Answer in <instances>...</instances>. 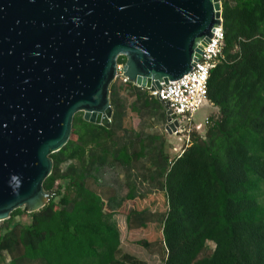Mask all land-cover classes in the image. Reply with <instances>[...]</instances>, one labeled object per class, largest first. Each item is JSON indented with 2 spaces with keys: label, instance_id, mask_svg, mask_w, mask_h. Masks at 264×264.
<instances>
[{
  "label": "trees",
  "instance_id": "trees-1",
  "mask_svg": "<svg viewBox=\"0 0 264 264\" xmlns=\"http://www.w3.org/2000/svg\"><path fill=\"white\" fill-rule=\"evenodd\" d=\"M221 19L223 59L207 82V100L218 116L208 118L205 135L191 134L190 145L171 162L163 141L156 146L158 136L119 138L120 91L132 92V111L139 101L142 108H162L146 90L115 81L109 88L110 129L76 114V139L50 155L52 171L43 183L51 193L47 204L30 214L17 209L0 223V264H146L122 254L113 198L87 185L88 179L97 183L105 168L131 169L143 159L156 170L167 206L160 222L163 264H264V0H226ZM128 188L126 201L146 195ZM24 214L28 223L15 220ZM152 215L133 210L126 227L145 229ZM207 242L213 252L200 258Z\"/></svg>",
  "mask_w": 264,
  "mask_h": 264
},
{
  "label": "water",
  "instance_id": "water-1",
  "mask_svg": "<svg viewBox=\"0 0 264 264\" xmlns=\"http://www.w3.org/2000/svg\"><path fill=\"white\" fill-rule=\"evenodd\" d=\"M221 22L218 0H0V223L47 204L50 155L76 114L110 129L119 58L133 86L160 90L192 70Z\"/></svg>",
  "mask_w": 264,
  "mask_h": 264
},
{
  "label": "rangeland",
  "instance_id": "rangeland-1",
  "mask_svg": "<svg viewBox=\"0 0 264 264\" xmlns=\"http://www.w3.org/2000/svg\"><path fill=\"white\" fill-rule=\"evenodd\" d=\"M119 80V77H117L115 80L117 84L120 82ZM131 94L132 92L129 90L119 92L118 97L122 101L123 109L121 119L117 125L116 136L119 138L124 137L125 141L145 140L147 137L158 136L161 140L156 142V146H159V143L163 141V153L168 156V162L173 161L184 148L190 145L185 138V133L183 132L177 136H173V134L171 136L168 135L165 132V120L161 117L162 111L157 108L154 109V107L142 108V101L136 103L138 110L132 111L131 104H133L135 98L130 97ZM147 95L150 96L148 91ZM217 116L218 110L209 102L196 112L194 123L201 126L198 131L199 136L203 137L207 129L204 127L205 118H209L210 120L217 118ZM75 137L71 133L69 140L74 141ZM156 154L154 155L156 156ZM154 155L149 158L154 157ZM145 161L146 159H143L140 162L133 163L131 169H125L118 165L112 168H105L96 174L97 183L88 179L87 185L95 188L105 199L109 197L113 198L114 201L111 203L115 206L116 210L113 215V221L116 223L120 233L122 254L132 255L146 264H163L165 252L162 244L160 222L167 211V206L162 192L157 189L158 175L155 174L156 170L149 167V162L144 163ZM65 167L66 165L61 166V170H64ZM149 175L155 178L153 183L145 180L148 179ZM59 183L61 182H57V184ZM128 186H134L137 194L146 195H139L133 201H126L125 196L129 190ZM133 210H147L153 214L145 229L130 230L126 227L125 218ZM107 211L109 209L105 208L104 212ZM15 220L22 223L29 222V218L25 214L17 217ZM143 241L149 243L150 246L144 248L138 244V242ZM213 249L214 244L207 242L206 249L200 258L209 256L213 252Z\"/></svg>",
  "mask_w": 264,
  "mask_h": 264
},
{
  "label": "built area",
  "instance_id": "built-area-1",
  "mask_svg": "<svg viewBox=\"0 0 264 264\" xmlns=\"http://www.w3.org/2000/svg\"><path fill=\"white\" fill-rule=\"evenodd\" d=\"M225 1L218 0L221 10ZM223 42L224 32L221 22L220 27L216 29L198 62L188 74L167 85L162 84L160 90L148 91L151 98L163 102L167 106V110L171 112V122L175 121L178 125L173 136L184 132L188 143H190L191 133L195 131L198 134L201 127L199 124L194 123V116L202 106L208 103L207 82L210 72L223 59ZM121 66L123 65H117L116 79L119 77L122 84L130 83L122 76ZM208 124L209 120L205 118L204 127ZM182 153L183 151L179 156Z\"/></svg>",
  "mask_w": 264,
  "mask_h": 264
}]
</instances>
